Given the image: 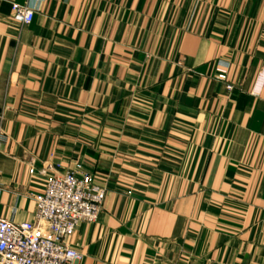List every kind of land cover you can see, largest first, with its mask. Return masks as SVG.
Wrapping results in <instances>:
<instances>
[{"label":"crops","instance_id":"obj_1","mask_svg":"<svg viewBox=\"0 0 264 264\" xmlns=\"http://www.w3.org/2000/svg\"><path fill=\"white\" fill-rule=\"evenodd\" d=\"M47 165L105 191L76 264H264V0H0V219Z\"/></svg>","mask_w":264,"mask_h":264},{"label":"built area","instance_id":"obj_2","mask_svg":"<svg viewBox=\"0 0 264 264\" xmlns=\"http://www.w3.org/2000/svg\"><path fill=\"white\" fill-rule=\"evenodd\" d=\"M11 13L22 26L29 25L34 16L28 5L13 4ZM216 72L220 79L226 74L220 68ZM37 175L43 178V186L32 197L33 221L13 223L0 219V264H76L80 256L68 247L66 240L79 225L98 220L105 191L88 175L61 173L51 165Z\"/></svg>","mask_w":264,"mask_h":264},{"label":"rangeland","instance_id":"obj_3","mask_svg":"<svg viewBox=\"0 0 264 264\" xmlns=\"http://www.w3.org/2000/svg\"><path fill=\"white\" fill-rule=\"evenodd\" d=\"M73 172H75V173H77V174H79V175H87V174H82V173H81V168H80V167H76L75 170H74ZM88 176L92 178V176H90V175H88Z\"/></svg>","mask_w":264,"mask_h":264}]
</instances>
